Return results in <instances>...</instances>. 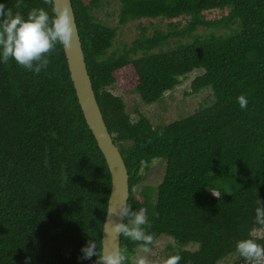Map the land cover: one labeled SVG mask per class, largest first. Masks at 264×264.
<instances>
[{"label": "trees", "instance_id": "1", "mask_svg": "<svg viewBox=\"0 0 264 264\" xmlns=\"http://www.w3.org/2000/svg\"><path fill=\"white\" fill-rule=\"evenodd\" d=\"M118 1L120 26L171 20L167 32L157 28L110 51L119 27L98 19L105 0H72L93 89L128 167V205L145 210L155 244L173 238L164 261L179 253V264H262L263 256L246 261L236 245L251 237L264 247V224L256 222L264 203V0ZM0 2L25 16L34 7L53 15L49 0H23L19 9L17 0ZM215 11L223 13L207 17ZM49 60L39 74L14 59L0 63V264H95L96 257L80 259L90 239L103 255L112 175L64 47L57 44ZM195 71L192 92L213 98L169 124L155 126L142 113L133 120L111 89L162 103ZM155 160L165 163L161 180L139 186ZM137 249L121 234L127 264Z\"/></svg>", "mask_w": 264, "mask_h": 264}, {"label": "clouds", "instance_id": "2", "mask_svg": "<svg viewBox=\"0 0 264 264\" xmlns=\"http://www.w3.org/2000/svg\"><path fill=\"white\" fill-rule=\"evenodd\" d=\"M53 2V0H49ZM23 0H17L16 7L19 9ZM75 37V28L68 9L54 7L53 15L44 8H32L25 16L20 11L7 8L5 3L0 2V63H8L14 59L26 70L39 74L42 69H47L50 60L49 54L57 44L69 48ZM241 109H247L248 99L241 94L237 97ZM217 196L215 192H212ZM256 212V222L264 224V203L259 200ZM112 210H110V214ZM115 215L119 218L112 224L115 234H122L132 242H137L138 249L134 256V264H149L146 255L150 253L155 244L154 234L149 233L151 227L145 214L140 208L134 210L127 204H122ZM236 250L242 258L247 260H259L264 256V247H261L251 237L237 242ZM82 261L96 257L95 264H127L126 250L117 253L105 252L100 255L97 245L89 240L81 248ZM182 259L179 253L169 255L164 264H179ZM25 264H31L30 258H26Z\"/></svg>", "mask_w": 264, "mask_h": 264}, {"label": "rangeland", "instance_id": "3", "mask_svg": "<svg viewBox=\"0 0 264 264\" xmlns=\"http://www.w3.org/2000/svg\"><path fill=\"white\" fill-rule=\"evenodd\" d=\"M119 8L120 2L118 0H105L103 6L96 13L98 19L107 25L118 26L119 32L114 41V46L110 51L123 50L126 46H130L135 39L143 35H152L154 31L159 28L162 31L167 32L170 29V19L166 18H155V19H140L129 22L126 25L120 26L119 24ZM223 12L215 11L213 13H207V17L215 18L220 17ZM186 21L183 20V24ZM146 29V30H144ZM203 28H199L196 32L202 33ZM174 46V40L168 47ZM166 48V46H165ZM158 50V49H156ZM200 71L192 73L184 82L175 88L174 90L167 91L163 97V102L155 104H145L138 94L128 93L122 90L119 85H115L111 88L112 91L121 95L126 102L127 111L133 118L137 120L142 113L147 116L153 124H169L174 121L180 120L194 113L205 103H210L213 96L209 90H203L198 93H193L191 90V83L193 79L199 74ZM165 170V163L163 160H155L149 169L145 171L146 178L140 183L139 186H143L149 183H158ZM255 234L258 236L263 235V230H256ZM173 238L169 236H162V238L155 244L154 248L150 253L146 255L149 264H164V255L170 244H173ZM132 256V263L134 264V256ZM264 259V256H263ZM233 260H227L222 264H232ZM264 264V261L263 263Z\"/></svg>", "mask_w": 264, "mask_h": 264}, {"label": "water", "instance_id": "4", "mask_svg": "<svg viewBox=\"0 0 264 264\" xmlns=\"http://www.w3.org/2000/svg\"><path fill=\"white\" fill-rule=\"evenodd\" d=\"M53 2L54 7H66L68 9L75 28V37L71 46L64 48L71 77L86 121L106 158L112 175V190L102 236V254L105 252L117 253L121 251V234H115L112 231V224L119 219L115 215L118 208L123 203L128 205L130 197L128 167L119 147L115 144L113 136L109 132L93 89L72 0H53ZM110 210H112L111 214Z\"/></svg>", "mask_w": 264, "mask_h": 264}]
</instances>
